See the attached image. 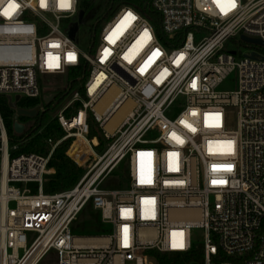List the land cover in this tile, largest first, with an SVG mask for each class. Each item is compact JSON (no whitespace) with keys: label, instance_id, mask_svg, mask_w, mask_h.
Segmentation results:
<instances>
[{"label":"built area","instance_id":"2783aa9c","mask_svg":"<svg viewBox=\"0 0 264 264\" xmlns=\"http://www.w3.org/2000/svg\"><path fill=\"white\" fill-rule=\"evenodd\" d=\"M148 7L155 22L124 6L86 53L80 0H0V98L19 97L17 109L40 116L58 105V90L45 94L41 80L72 78L54 119L63 135L44 141L46 154L13 156L0 113V264H157L152 252L191 254L188 264H264V46L242 41L264 42V0ZM234 43L263 50L240 57ZM232 76L236 91L220 92ZM22 100L38 104L22 109ZM63 147L84 173L48 194ZM117 174L123 188L106 189ZM81 222L111 234L75 236Z\"/></svg>","mask_w":264,"mask_h":264},{"label":"trees","instance_id":"16d2710c","mask_svg":"<svg viewBox=\"0 0 264 264\" xmlns=\"http://www.w3.org/2000/svg\"><path fill=\"white\" fill-rule=\"evenodd\" d=\"M95 2L96 0H83L81 3L82 11L86 14L89 10H92ZM150 4L151 0H110L108 7L109 11H112L116 6H131L141 11L144 15L149 17V19L155 22L157 16L152 11L145 9V6H149ZM74 87L75 85L73 88ZM64 96L65 93H60L61 98ZM37 104L38 101L22 100L19 103V106L22 109H34ZM0 113L5 122L10 143L18 144V150L13 153V156L28 153L45 154L46 148L44 141L50 136L56 135L57 137H61L63 135L57 123L48 118V112L38 116L37 126L32 127L29 131L18 136L15 135L14 131V112L9 107L8 102L2 98H0ZM42 129L43 132L38 134ZM66 151V147L58 149L51 162L50 166L51 168L56 169V174L51 178L49 184L46 186L45 191L48 194L74 187L82 175V169L76 168L68 161L65 155ZM150 255L156 258L157 264H188L192 259L191 254L179 255L152 252Z\"/></svg>","mask_w":264,"mask_h":264},{"label":"rangeland","instance_id":"374dc122","mask_svg":"<svg viewBox=\"0 0 264 264\" xmlns=\"http://www.w3.org/2000/svg\"><path fill=\"white\" fill-rule=\"evenodd\" d=\"M81 3L83 0H80ZM110 0H96L94 8L92 10H89L84 17V21L80 26V31H79V41H80V47L81 49L89 53L90 49L92 48V53H94L100 43V33L102 31V28L109 22L113 20V18L116 16L118 11L124 7V6H116L112 11H109V5ZM96 28V37H95V42L93 43V31L95 29V26L98 24ZM230 49L237 50L239 49L240 52V57H243L244 54L248 52L254 51H259L262 52L263 49H259L257 47L251 46V45H246V44H230L228 46ZM264 51V50H263ZM67 80L72 81V78L70 77H46L41 80V87L45 91V94H49V91L52 90H58V96L59 98L56 100L58 105L55 108H47L46 112L48 115V118L52 121L55 119L56 115L60 111V109L68 102L69 97H60V91L64 88ZM79 84H76L75 87L73 88L74 91L78 90ZM237 88V80L235 76L230 77L221 87H219L220 92H225V93H232L236 91ZM41 116V115H40ZM20 122L25 124L27 129L30 127H35L37 126L38 123V116L36 118H27V117H21ZM227 128L229 131H237L238 129V111L236 108H229L227 110ZM16 136H18L15 133ZM17 138V137H16ZM11 146L18 145L17 143L13 144L10 143ZM46 148V147H45ZM47 152V150H46ZM45 152V154H46ZM84 171L82 170V174ZM124 172L123 169L121 171V176L124 178ZM124 186V185H123ZM121 186V183L118 178V174L116 177L110 179L107 181L105 184V188L108 190H117L119 188H123ZM18 188H20L22 191L27 190L31 194L36 193V185L34 184H23V185H18ZM15 205L11 204V208H14ZM73 234L75 236H108L111 234V229L107 227H99V226H94V225H89L87 223L81 222L80 224L78 223L73 227ZM199 235L198 237H200ZM126 264H135L133 262H128Z\"/></svg>","mask_w":264,"mask_h":264},{"label":"water","instance_id":"95a60500","mask_svg":"<svg viewBox=\"0 0 264 264\" xmlns=\"http://www.w3.org/2000/svg\"><path fill=\"white\" fill-rule=\"evenodd\" d=\"M145 9L149 10V7L146 5ZM84 16L85 13L81 11L79 15V23L83 22ZM78 25L79 24H75L74 29L70 32V35L72 36L73 39H75L78 30ZM242 41L256 46H264V42L260 40H253L246 37H242ZM54 99L55 96L47 97L45 98V102L47 105H49ZM8 100H9V107L11 108V110L16 111V115L14 116V131L17 135H22L25 133V125L21 124L19 122V119L21 117L36 118L39 115V113L37 110L28 111V110L17 109V102L20 100L19 97L16 98V102H12L11 98H9Z\"/></svg>","mask_w":264,"mask_h":264},{"label":"snow or ice","instance_id":"6c2138e0","mask_svg":"<svg viewBox=\"0 0 264 264\" xmlns=\"http://www.w3.org/2000/svg\"><path fill=\"white\" fill-rule=\"evenodd\" d=\"M43 2L44 0H41V6H43ZM221 0H216V3L217 4H220ZM230 2L232 3V6L234 7L235 6V0H230ZM9 7L10 8H14V7H17V5H15L14 3L13 4H9ZM223 11V8L221 9ZM128 16H131V13L128 14ZM69 58H74V54L70 53L69 54ZM126 233H127V229H125V241L127 239V236H126Z\"/></svg>","mask_w":264,"mask_h":264}]
</instances>
